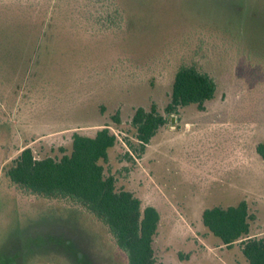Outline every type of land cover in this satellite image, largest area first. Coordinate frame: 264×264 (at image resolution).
I'll return each instance as SVG.
<instances>
[{"label": "rangeland", "instance_id": "1", "mask_svg": "<svg viewBox=\"0 0 264 264\" xmlns=\"http://www.w3.org/2000/svg\"><path fill=\"white\" fill-rule=\"evenodd\" d=\"M123 8L134 20L128 33L115 12ZM60 15L58 44L12 110L14 137L2 131L0 143L13 138L14 156L27 146L37 159H59L72 151L75 132L109 128L117 143L106 175L143 209L159 211L158 261L249 264L241 245H223L202 215L246 201L251 234L264 238V161L256 150L264 141V0L244 9L240 0H66ZM182 65L209 74L217 90L204 111L190 105L167 114ZM153 107L166 124L144 144L133 118ZM68 205L0 185V264H128L102 223Z\"/></svg>", "mask_w": 264, "mask_h": 264}, {"label": "trees", "instance_id": "2", "mask_svg": "<svg viewBox=\"0 0 264 264\" xmlns=\"http://www.w3.org/2000/svg\"><path fill=\"white\" fill-rule=\"evenodd\" d=\"M65 1L47 0L37 5L29 2L7 9L0 6V78L4 76L0 79V132L5 131L7 136L14 137L10 118L19 96L31 79L40 76L42 65L37 66L58 44V19ZM253 1L258 0H240L241 7L244 9ZM236 6L234 3L233 11L238 10ZM117 11L124 14L119 22L130 32L134 27L131 14L125 8ZM227 29L231 37L238 38L236 31ZM216 90L217 84L209 74L194 65H182L175 74L172 99L166 112L174 114L190 105L204 111ZM165 124L166 118L156 107L150 112L140 108L133 118L136 138L144 144ZM12 141L0 143L1 186L15 188L25 195L65 201L69 204L67 208L94 217L109 230L115 245L127 256L128 264H166L157 260L154 249L161 220L159 211L153 206L143 209L139 198L130 191L118 190L116 179L106 175L104 163L117 143L116 135L109 128L100 129L94 135L75 132L72 151L59 159H37L33 149L27 146L14 156ZM256 150L264 161V141ZM202 220L226 247L240 244L249 264H264V238L251 234L255 216L246 201L227 208L206 209Z\"/></svg>", "mask_w": 264, "mask_h": 264}]
</instances>
